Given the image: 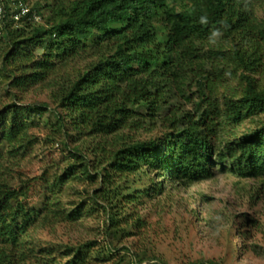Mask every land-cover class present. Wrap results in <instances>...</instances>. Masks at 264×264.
<instances>
[{
    "label": "rangeland",
    "instance_id": "1",
    "mask_svg": "<svg viewBox=\"0 0 264 264\" xmlns=\"http://www.w3.org/2000/svg\"><path fill=\"white\" fill-rule=\"evenodd\" d=\"M36 1L39 6L54 4L52 0H32L29 5ZM39 10L43 20L33 24L44 26L51 11ZM253 10L257 18H264V0H257ZM12 41H0V116L12 103L20 108L33 106V111L23 113L28 117L18 122L22 128L13 142L0 139V185L26 188L23 203L38 209L41 217L48 204L54 206L53 212L61 211L56 215L50 210L48 223L21 238L24 242L19 247L31 252L27 254L31 261L65 264L74 256L66 253L69 248L84 254L80 264H264V177H237L218 166L212 177L192 182L162 176L147 166L125 175L110 171L116 150L164 137L169 130L161 121L169 108H193L195 87L187 84L193 83L190 78L177 88L171 75L167 79V74L138 73L139 79L161 82L166 91L159 114L151 120L142 102L128 105L133 122L111 134H99L80 127L61 91L71 87L78 73L82 75L112 55L114 38L95 31L79 49L83 52L56 60L54 71H46L40 82L21 88L9 86L19 67L6 55ZM204 47H223L229 53L234 49L229 38L218 31ZM46 50L38 46L35 54L39 57ZM223 68L226 71L216 81L220 102L222 94L238 92L241 96L246 88L242 68L233 64ZM256 70L246 73L263 90L264 70ZM6 119L10 122L11 112ZM263 124L264 114L246 118L234 130L235 136L223 133L216 145L219 141L224 145L225 138L239 139ZM107 171L112 174L109 180Z\"/></svg>",
    "mask_w": 264,
    "mask_h": 264
},
{
    "label": "trees",
    "instance_id": "2",
    "mask_svg": "<svg viewBox=\"0 0 264 264\" xmlns=\"http://www.w3.org/2000/svg\"><path fill=\"white\" fill-rule=\"evenodd\" d=\"M16 1L29 5L32 0ZM52 1L53 6H39L40 1L30 3L40 20L44 15L39 9H50L54 17L46 16L44 26L28 21L32 13L22 17L15 27L6 18L0 41L13 39L6 55L19 64L9 86L21 88L40 82L46 71H54L56 60L83 52L79 49L96 31L114 38L113 54L85 69L82 75L78 73L71 87L61 91L84 130L116 132L133 122L134 113L128 105L138 102L145 104L147 116L154 120L166 91L161 89V82L139 79L138 73L167 74V79L171 75L177 88L190 78L193 83L187 84L195 87L191 110L172 107L164 115L161 122L169 131L163 138L134 142L114 152L109 164L112 174L125 175L147 166L162 176L192 182L212 177L218 166L237 177H264V124L239 139L225 138L224 145L220 141L216 145L219 135L235 136L234 130L246 118L264 114V89H259L246 73L258 72L256 68L264 70V18L254 15L257 0H172L171 5L168 0ZM214 31L229 38L232 52L223 47L203 48L211 42ZM38 46L47 47L39 57L35 54ZM225 64L243 69L241 81L245 80L246 88L241 96L238 92L222 94L220 102L216 81L226 71ZM185 69L190 70L183 72ZM8 108L0 116V139L5 143L13 142L21 131L18 122L28 117L23 113L33 111V106L20 108L15 103ZM9 112L10 122L6 119ZM109 174L107 171L108 180L112 176ZM111 188L116 190V186ZM26 192V188L0 185V264H42L31 261L27 255L31 252H23L19 246L29 231L48 223L46 216L54 206L48 204L41 217L38 209L23 203ZM66 253L74 256L65 264L85 260L83 253L73 249L67 248Z\"/></svg>",
    "mask_w": 264,
    "mask_h": 264
},
{
    "label": "built area",
    "instance_id": "3",
    "mask_svg": "<svg viewBox=\"0 0 264 264\" xmlns=\"http://www.w3.org/2000/svg\"><path fill=\"white\" fill-rule=\"evenodd\" d=\"M28 10V7L22 2H15L13 0L6 2L5 0H0V26L4 24L7 14L9 15V18L15 22L20 20L21 16Z\"/></svg>",
    "mask_w": 264,
    "mask_h": 264
},
{
    "label": "clouds",
    "instance_id": "4",
    "mask_svg": "<svg viewBox=\"0 0 264 264\" xmlns=\"http://www.w3.org/2000/svg\"><path fill=\"white\" fill-rule=\"evenodd\" d=\"M6 1V0H5ZM11 0H9V1H6V2H10ZM13 1H15V2H18V1H16V0H13ZM24 4V3H23ZM25 6H27L28 7V11L25 13V14H23L22 16H21V18L22 17H24V16H26L28 13H32V17L30 18V19H28V21H33V22H40V18L35 14V12L32 10V8H31V6L30 5H28V4H26ZM12 12V11H11ZM6 18H8L10 21H13L12 19H10L9 18V15L7 14V17ZM20 18V19H21ZM6 21V20H5ZM18 22H19V20L18 21H13V27H15V26H18L17 24H18ZM4 24H5V22H4ZM4 24L2 25V26H0L1 28V31H2V28L4 27ZM0 34H1V32H0Z\"/></svg>",
    "mask_w": 264,
    "mask_h": 264
}]
</instances>
